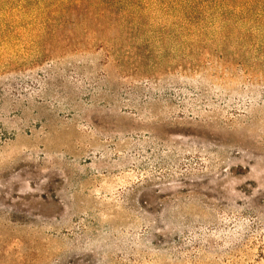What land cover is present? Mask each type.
<instances>
[{
    "label": "rangeland",
    "instance_id": "obj_1",
    "mask_svg": "<svg viewBox=\"0 0 264 264\" xmlns=\"http://www.w3.org/2000/svg\"><path fill=\"white\" fill-rule=\"evenodd\" d=\"M0 264H264V0H0Z\"/></svg>",
    "mask_w": 264,
    "mask_h": 264
}]
</instances>
